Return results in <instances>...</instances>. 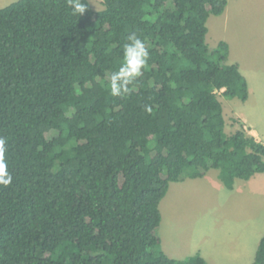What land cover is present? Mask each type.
Here are the masks:
<instances>
[{"label":"trees","instance_id":"16d2710c","mask_svg":"<svg viewBox=\"0 0 264 264\" xmlns=\"http://www.w3.org/2000/svg\"><path fill=\"white\" fill-rule=\"evenodd\" d=\"M67 0L0 8V264H210L161 249V201L211 169L232 189L264 173V142L226 130L220 92L247 101L230 46L207 41L229 0ZM135 33L149 58L131 91L110 76ZM151 109L150 111L148 109ZM252 264H264V235Z\"/></svg>","mask_w":264,"mask_h":264},{"label":"rangeland","instance_id":"374dc122","mask_svg":"<svg viewBox=\"0 0 264 264\" xmlns=\"http://www.w3.org/2000/svg\"><path fill=\"white\" fill-rule=\"evenodd\" d=\"M91 2L97 11L104 8L103 0ZM208 27V43L228 42L230 59L240 61L250 79L247 101L219 94L226 130L230 134L243 125L264 142V0H229L223 14L209 17ZM160 208L161 249L167 255L182 259L199 248L224 254L237 239L243 240L237 234L245 228L264 234V173L252 180L237 179L232 189L222 182L218 169L203 178L185 175L171 183Z\"/></svg>","mask_w":264,"mask_h":264},{"label":"clouds","instance_id":"9594fccd","mask_svg":"<svg viewBox=\"0 0 264 264\" xmlns=\"http://www.w3.org/2000/svg\"><path fill=\"white\" fill-rule=\"evenodd\" d=\"M90 3L91 0H89ZM73 14L82 16L89 7L84 0H67ZM149 58V50L145 42L135 33L127 37L123 46V63L117 71L110 76V94L113 97H120L131 91L130 86L143 74V69ZM151 110L150 108L148 109ZM6 140L0 138V185L8 186L12 183L13 177L7 170V163L4 159L6 152Z\"/></svg>","mask_w":264,"mask_h":264},{"label":"crops","instance_id":"0c3cea01","mask_svg":"<svg viewBox=\"0 0 264 264\" xmlns=\"http://www.w3.org/2000/svg\"><path fill=\"white\" fill-rule=\"evenodd\" d=\"M6 2L7 1L0 0V8L5 7L12 3V2L11 3L8 2L6 3ZM2 4H6V5H2ZM229 62L230 63L238 62L239 64L241 63L238 60L230 59V57H229ZM240 68H241V64H240ZM241 71L247 77L248 81H250L248 75L242 70V68ZM253 177L249 180H252ZM187 178H191V177H187ZM263 235L264 234H262L259 230L256 231V229L253 228L250 229V227L245 228L242 232H239V234H237V236H240V238L243 237V240L237 239L238 241L237 242L235 241V243L230 247V249H228L227 252H225L224 254L211 253L210 251L207 250L203 251V249L201 248L198 249L199 251L197 253H200L210 264H252V262L255 259L258 245Z\"/></svg>","mask_w":264,"mask_h":264}]
</instances>
